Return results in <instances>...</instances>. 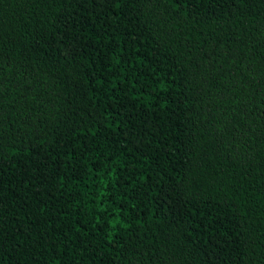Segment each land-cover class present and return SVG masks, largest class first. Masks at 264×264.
Instances as JSON below:
<instances>
[{
    "label": "trees",
    "instance_id": "16d2710c",
    "mask_svg": "<svg viewBox=\"0 0 264 264\" xmlns=\"http://www.w3.org/2000/svg\"><path fill=\"white\" fill-rule=\"evenodd\" d=\"M0 264H264V0H0Z\"/></svg>",
    "mask_w": 264,
    "mask_h": 264
}]
</instances>
